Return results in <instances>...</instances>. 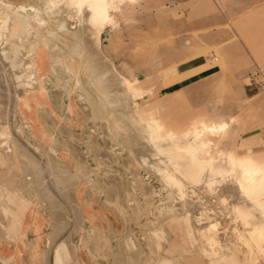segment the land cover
<instances>
[{
    "label": "rangeland",
    "instance_id": "obj_1",
    "mask_svg": "<svg viewBox=\"0 0 264 264\" xmlns=\"http://www.w3.org/2000/svg\"><path fill=\"white\" fill-rule=\"evenodd\" d=\"M49 1L0 0L3 207L15 209L10 195L34 199L40 210L49 212L41 226H46L45 233L55 228L58 242L74 246L80 243L78 211L89 200L87 207L97 211L99 222L88 240L100 238L103 244L98 241L102 246L97 261L85 264H158L161 256L177 258L179 253L182 264H212L209 222L202 225L203 236L195 221L193 230L183 231L180 219L174 218V205H182L176 184L199 212L213 198L192 191L189 180L174 177L171 168L178 165L173 156L185 152L190 132L204 125L221 126L220 135L206 134L208 152L197 159L212 160L214 174L222 170L216 166L231 163L238 171H255L262 180L264 0H121L116 9L106 6L105 21L93 17L92 0H82L80 8L79 0ZM27 26L32 28L29 33ZM51 43L52 51L46 49ZM63 48L66 76L47 79L35 72L37 51L43 56L50 51L59 70L55 57ZM48 102L49 115L37 111ZM178 162L187 166L185 160ZM153 164L176 182H163ZM144 184L150 187L149 195L143 193ZM1 211L3 230L10 216ZM247 217V224H253ZM161 228L167 241H161L158 251L152 231L160 233ZM236 256L234 261L252 264L250 254ZM68 259L66 246L57 245L54 263L67 264ZM31 263L38 264L35 257Z\"/></svg>",
    "mask_w": 264,
    "mask_h": 264
},
{
    "label": "bare ground",
    "instance_id": "obj_2",
    "mask_svg": "<svg viewBox=\"0 0 264 264\" xmlns=\"http://www.w3.org/2000/svg\"><path fill=\"white\" fill-rule=\"evenodd\" d=\"M92 1H93V7L91 10L93 12V17L95 16L94 18L96 19L98 17L106 18L107 17L106 6L109 2H112L115 0H92ZM118 1H121V0H118ZM50 2H51V0L49 1V3ZM78 2H79V4H77V6L82 3V0L77 1V3ZM74 3H76V2H74ZM77 6H76V9H78V7L80 8V6H78V7ZM6 8L8 9V7H6ZM23 8H25V7H23ZM28 8L32 11H36V9L32 6H28ZM111 8H114V7L111 6ZM42 22H44V21H42ZM60 28L64 29V25L60 24L59 29ZM26 29H27V33H29L32 28H31V26H27ZM0 49H2V47ZM21 49H22V47L19 48V50H21ZM12 69H14V68H12V66H11L10 71H12ZM30 72H32V71H30ZM12 73H14V70L12 71ZM18 75H17V77H18ZM14 76H16V75H14ZM103 95H104V97H107L106 94H103ZM222 132H224V130L221 126L204 125L200 129L192 131L189 133L187 142L184 145L186 147L185 152H183L181 154L178 153V154H175L173 156V161L176 162L175 164L180 167L179 168L178 166H173L171 168L173 171V174L175 175L174 177L177 180H181V181L189 180V182H191V185H192L191 186L192 191L198 190L199 194L201 191H205L204 194L207 193L208 196L213 198V201L207 200L208 201L207 207L201 206V211L199 212L197 209H194V207L196 205H194V203L192 201H190L188 198H184L182 191H181V189H179V185L177 183L176 184L177 192L179 193V196L182 195V199H181L182 205L178 206L177 204L174 203L175 204L174 210L176 211L175 212L176 214H175V217L174 216L173 217L178 219V220L180 219L179 224L181 225V228L183 229V231H187L188 229L191 230L195 226V224H193L194 223L193 221H195V223L198 224V226H199V228L198 229L196 228V229L199 231L202 230L203 231V232L201 231L202 234L204 233V226H202V225L206 221L209 222L208 228L210 231V235L206 236V237L208 239L209 246L211 247V249H212L211 251L213 252V256H214V258L212 259V264H219V262L228 261V260H231V261L237 260V256H236L237 252H238V254H240L241 252H243L244 254L245 253L250 254L249 257H251V258H249V259H250V262H252V264H264V221H259L261 218H264V197H260L261 194L264 193V176L260 177V179H262V180L258 181V179H257L258 177H257L255 171H252V170L249 171L247 168L246 169L242 168L238 171V170H236V168L231 163L225 165V167L216 166V168H219L222 170L220 172H217L216 174H214L215 166H214L212 160H204L203 159V160L199 161L197 159L198 155H204V154H207V152H208L207 149H208L209 142L205 140L206 139L205 136H207L206 134L220 135ZM151 134H154V129L151 132ZM185 147H183V148L185 149ZM10 150H12V149H10ZM19 150H21V149H19ZM181 150H182V148H181ZM14 151H16V150H14ZM20 153L24 154L23 151ZM42 153H44V152H42ZM24 156L21 158L23 159ZM43 156H44V154H43ZM45 156H47V155L45 154ZM47 157H49V155ZM12 159H14V158H12ZM181 159L185 160V162H186L187 166L185 168L182 165H179L180 162H178V161H181ZM57 160L58 159H56V161ZM143 160L146 162L147 158H143ZM26 161H28V160H26ZM26 161H25V163H26ZM56 161H53V162H56ZM104 161H106V160H104ZM20 162H21V160H20ZM22 162H23V160H22ZM50 162L52 163V160H50ZM57 162L63 163L61 161H57ZM57 162H56V164H57ZM73 162L78 164V163H80V160L73 157ZM159 162H161V161H159ZM153 169L158 173V176L163 180V182L165 180V182H168L171 185H172L173 181L176 182V180L170 179V177H168L165 174L166 172L164 173V171H163L164 168H162L161 166L157 167L156 165L153 164ZM250 169H252V168H250ZM34 171H36V170H34ZM107 171H110V169H108ZM50 172L51 171H49V173ZM211 172H213V174ZM62 173H64V172L62 171ZM67 173L69 175H71L70 174L71 172L69 173V171H68ZM107 175H108V173H107ZM51 176H52V174H51ZM70 177H72V175ZM55 178H56V176H55ZM72 178H74V177H72ZM183 182H185V181H183ZM55 183H56V181H55ZM45 190H47V189L45 188ZM142 190H143V193L145 192V194H148V195L151 192L149 185H146V184H144ZM253 191H254V194H251ZM42 193H44V188L42 190ZM45 195L47 196V194H45ZM62 195H64V194H62ZM53 198H52V200H53ZM116 201H117V199H116ZM52 206L55 207L53 204H52ZM168 206L171 207L170 205H168ZM110 207L112 208V206H110ZM193 210H194V212H193ZM249 212H251V213H249ZM248 213H249V215H248ZM162 214H164V213H162ZM220 214L225 215L228 220L223 219ZM247 216H249L251 219L255 220V221L253 220L254 221L253 224H251V221H249V220H248L249 224H247V222H246L248 219ZM164 217L166 218V216H164ZM158 219L160 220L159 222L161 224L163 219L162 218H158ZM157 227H158V225H157ZM161 230H162V228H161ZM164 235H165V233L163 230L160 231V233L158 231H155V230L152 231V236L154 238L155 247H157L158 251L162 247L161 241H163V240H165V242L167 241L166 240L167 238ZM203 236H204V234H203ZM151 253H153V252H151ZM182 256H183V253H179L177 258L174 256H168V255L161 256L158 264H182L181 263L183 260ZM242 257H245V256H242ZM252 257H253V259L254 258L255 259L253 260ZM251 259H252V261H251ZM247 261H246V263H247ZM228 264H231V263H228ZM233 264H243V263H238L237 261H234ZM244 264H245V262H244Z\"/></svg>",
    "mask_w": 264,
    "mask_h": 264
},
{
    "label": "crops",
    "instance_id": "obj_3",
    "mask_svg": "<svg viewBox=\"0 0 264 264\" xmlns=\"http://www.w3.org/2000/svg\"><path fill=\"white\" fill-rule=\"evenodd\" d=\"M128 1H132V0H128ZM118 4H119V1L115 0V1L109 2L107 6L108 5L110 7L113 6L114 9H116ZM107 17L106 18L98 17V18H100L99 21H105ZM96 21L98 22V20ZM48 43H49V40H47V44ZM51 45L52 43L46 49H49L50 51H52L53 48L51 47ZM41 51H37L38 57L35 60V63H36L35 72L39 74H44L47 79H49L50 76H54L55 74H61L63 75V77L66 76V67H65L66 58H67L66 48H63L62 53L56 52L58 55H57V58L55 57V59H59V65H61V68L59 70H55L54 69L55 67H53L54 63L52 64L53 62L52 57L54 56H52V53L49 51L46 53L45 56H43V55H40ZM195 65H191V66H195ZM51 103L52 102H48L44 106L39 104L37 106V109L39 110L37 111H42L43 109V110H46V113L49 115L47 107L52 106ZM62 111H63L62 115L66 117V105L65 104H64ZM43 131L44 130H42V134H43ZM51 139L54 141L55 136L51 137ZM67 141L68 140H66V142ZM3 186L5 185L1 184L0 182V198L2 196L1 193L3 191V188H2ZM13 196L14 195H10L8 197L9 200L13 198L12 201L15 204V207H14L15 209L13 210H10L8 208L6 210V208L3 207L0 201V207L3 209V212L2 211L1 212L6 213L7 215L9 214L10 216V220L8 224L5 227H3V230L0 229V233L6 231L5 232L6 234H4V236H0V264H32L31 262H32L33 257H35V261L38 264H55L53 260V253H54L56 246L61 243H63L66 246V249L68 251L69 259H68L67 264H85V262L89 263L90 261L93 262V260L97 259L96 257L98 256V254H100L97 252V249L98 250L101 249L103 242L101 241L100 238H98L97 240L99 242H102V244L98 243V241L96 240L94 242H89L88 240L91 237V233L94 231L95 232L97 231L95 229L97 228L96 225L99 222L97 211L92 208L87 207L89 204V200L85 201V204H87V206L85 205L86 207H84L83 210L78 211V221H76V223H77L78 230H80L79 231L80 243L79 245L74 244V246H72L67 240L66 241L61 240L58 242L57 241L58 234L55 235L52 232L54 229L52 230L50 228L49 234L45 233L46 226L43 228H41V226L44 222V218L46 217L45 215L49 212L40 210L42 209V207H40L34 199L28 201L23 196H20V195H15L14 197ZM23 203H25L26 206L22 210L19 208V206L22 205ZM31 206H32V209H30ZM35 210L38 211L40 216L35 215V212H33ZM104 222L105 220L103 219L100 223H104ZM7 231L12 232L13 234L10 233L11 235H8ZM105 236L106 235H104L102 238H104ZM93 237H95L94 239H96L95 235ZM82 239L84 240V242L81 241ZM74 255L75 257H73ZM81 255L82 257H84V259L80 258Z\"/></svg>",
    "mask_w": 264,
    "mask_h": 264
},
{
    "label": "built area",
    "instance_id": "obj_4",
    "mask_svg": "<svg viewBox=\"0 0 264 264\" xmlns=\"http://www.w3.org/2000/svg\"><path fill=\"white\" fill-rule=\"evenodd\" d=\"M169 1H171V2H178V0H169ZM253 79V78H252Z\"/></svg>",
    "mask_w": 264,
    "mask_h": 264
},
{
    "label": "trees",
    "instance_id": "obj_5",
    "mask_svg": "<svg viewBox=\"0 0 264 264\" xmlns=\"http://www.w3.org/2000/svg\"><path fill=\"white\" fill-rule=\"evenodd\" d=\"M195 64V63H194ZM194 64H192V65H194Z\"/></svg>",
    "mask_w": 264,
    "mask_h": 264
}]
</instances>
